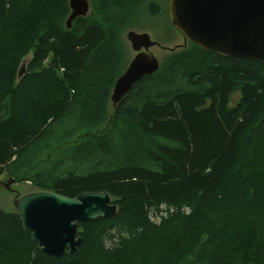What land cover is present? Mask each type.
<instances>
[{
    "label": "trees",
    "instance_id": "obj_1",
    "mask_svg": "<svg viewBox=\"0 0 264 264\" xmlns=\"http://www.w3.org/2000/svg\"><path fill=\"white\" fill-rule=\"evenodd\" d=\"M144 1L0 0V175L117 205L59 258L0 210V264H264V65L189 44L110 114Z\"/></svg>",
    "mask_w": 264,
    "mask_h": 264
},
{
    "label": "water",
    "instance_id": "obj_2",
    "mask_svg": "<svg viewBox=\"0 0 264 264\" xmlns=\"http://www.w3.org/2000/svg\"><path fill=\"white\" fill-rule=\"evenodd\" d=\"M66 28L86 16L88 0H69ZM169 17L187 41L226 57L251 59L264 65V0H169ZM126 40L136 55L113 86V105L124 98L133 84L159 68L149 52L156 43L146 33L129 31ZM25 61L18 78L25 73ZM9 181L6 185L8 187ZM14 211L24 231L45 255L59 258L75 254L81 246L78 223L111 218L117 205L106 191H87L69 198L52 191H32L15 198ZM193 264V263H189Z\"/></svg>",
    "mask_w": 264,
    "mask_h": 264
},
{
    "label": "rangeland",
    "instance_id": "obj_3",
    "mask_svg": "<svg viewBox=\"0 0 264 264\" xmlns=\"http://www.w3.org/2000/svg\"><path fill=\"white\" fill-rule=\"evenodd\" d=\"M156 1L157 3L154 0H146L139 6V10L135 13L136 18L138 16L137 21L127 25L123 29V35H126L130 30L137 33H148L153 41H157L160 44L159 46H154L149 49V52L153 53L159 61L160 67V64L162 65L166 61V58L170 55V53H166L165 47L172 48L176 45H182L183 38L174 30L172 25L170 27L171 23L168 17L167 0ZM165 11H167L168 22ZM167 27L168 31L166 30ZM124 43L126 47V55L119 76L123 74L130 60L136 55L125 39ZM186 47L188 48V46ZM30 57L31 55H29V58ZM238 97V93H233L229 104L231 106L234 105ZM112 109L113 107L109 103L107 110L110 114H112ZM9 181L14 180L5 173L0 175V210L12 212L14 211L13 202L17 196L37 190L29 182L17 183L15 181L13 183H9V188L7 189L6 185ZM152 218L154 220L157 219L154 216H152Z\"/></svg>",
    "mask_w": 264,
    "mask_h": 264
},
{
    "label": "bare ground",
    "instance_id": "obj_4",
    "mask_svg": "<svg viewBox=\"0 0 264 264\" xmlns=\"http://www.w3.org/2000/svg\"><path fill=\"white\" fill-rule=\"evenodd\" d=\"M165 51H167V48H165Z\"/></svg>",
    "mask_w": 264,
    "mask_h": 264
}]
</instances>
